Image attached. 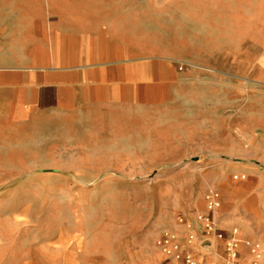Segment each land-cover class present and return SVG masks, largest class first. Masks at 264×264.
<instances>
[{
  "label": "rangeland",
  "instance_id": "1",
  "mask_svg": "<svg viewBox=\"0 0 264 264\" xmlns=\"http://www.w3.org/2000/svg\"><path fill=\"white\" fill-rule=\"evenodd\" d=\"M100 1L142 25L137 50L171 60L142 75L138 116L123 121L126 149L43 126L0 132V264H164L154 242L163 230L183 242L178 216L201 256L195 214L208 188L220 195L218 228L264 244V186L235 159L208 156V145L248 134L244 121L225 120L264 103V0ZM214 127L205 145L177 144Z\"/></svg>",
  "mask_w": 264,
  "mask_h": 264
},
{
  "label": "crops",
  "instance_id": "2",
  "mask_svg": "<svg viewBox=\"0 0 264 264\" xmlns=\"http://www.w3.org/2000/svg\"><path fill=\"white\" fill-rule=\"evenodd\" d=\"M37 7L33 0H6L0 5V132L43 126L44 131L73 132L111 144L109 149H126L123 121L138 116L142 75L155 60L171 59L137 50L136 39L145 30L133 15L108 1L41 0L40 10ZM165 73L168 76L169 71ZM254 105L225 120L234 124L228 127L232 129L238 127L236 120L244 121L248 134L208 145V156L235 159L233 169L251 175L262 187L264 132L253 130L264 124V103ZM218 130L187 133L177 144L205 145L206 137H215ZM134 137L128 136L132 147L142 148V141ZM199 207L202 210L196 213L204 211V203ZM255 240L264 250L263 242ZM216 246L221 249V243Z\"/></svg>",
  "mask_w": 264,
  "mask_h": 264
},
{
  "label": "built area",
  "instance_id": "3",
  "mask_svg": "<svg viewBox=\"0 0 264 264\" xmlns=\"http://www.w3.org/2000/svg\"><path fill=\"white\" fill-rule=\"evenodd\" d=\"M239 179H245L240 176ZM237 180V177H234ZM205 208L202 213H196L197 228L206 233L200 242L201 248L206 252L200 256L195 249L196 235L188 220L178 216L177 221L183 228L185 238L180 239L178 231L163 230L154 242V248L163 258L164 264H262L264 250L258 240L248 241L237 228L228 231L220 230L217 226V214L221 201L218 191L208 188L204 195ZM214 239V245L208 236ZM217 243H221L222 252L219 254ZM242 247L245 254H241Z\"/></svg>",
  "mask_w": 264,
  "mask_h": 264
}]
</instances>
